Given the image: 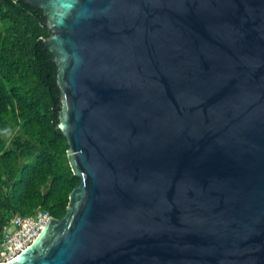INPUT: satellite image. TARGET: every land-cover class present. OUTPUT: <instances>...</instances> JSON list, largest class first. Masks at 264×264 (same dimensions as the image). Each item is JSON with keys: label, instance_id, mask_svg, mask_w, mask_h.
<instances>
[{"label": "water", "instance_id": "water-1", "mask_svg": "<svg viewBox=\"0 0 264 264\" xmlns=\"http://www.w3.org/2000/svg\"><path fill=\"white\" fill-rule=\"evenodd\" d=\"M81 179L4 264H264V0H25Z\"/></svg>", "mask_w": 264, "mask_h": 264}, {"label": "trees", "instance_id": "trees-1", "mask_svg": "<svg viewBox=\"0 0 264 264\" xmlns=\"http://www.w3.org/2000/svg\"><path fill=\"white\" fill-rule=\"evenodd\" d=\"M46 21L25 0H0V240L15 214L62 218L81 182L58 126L60 90L45 48Z\"/></svg>", "mask_w": 264, "mask_h": 264}, {"label": "built area", "instance_id": "built-area-1", "mask_svg": "<svg viewBox=\"0 0 264 264\" xmlns=\"http://www.w3.org/2000/svg\"><path fill=\"white\" fill-rule=\"evenodd\" d=\"M50 215L44 211L13 215L3 227L0 240V264L8 263L25 252L40 234Z\"/></svg>", "mask_w": 264, "mask_h": 264}]
</instances>
